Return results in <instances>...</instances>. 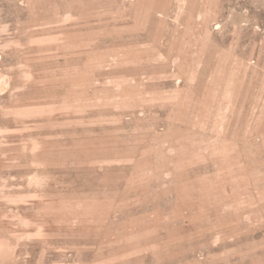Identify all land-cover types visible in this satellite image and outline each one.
<instances>
[{
    "label": "rangeland",
    "instance_id": "374dc122",
    "mask_svg": "<svg viewBox=\"0 0 264 264\" xmlns=\"http://www.w3.org/2000/svg\"><path fill=\"white\" fill-rule=\"evenodd\" d=\"M0 264H264V0H0Z\"/></svg>",
    "mask_w": 264,
    "mask_h": 264
},
{
    "label": "bare ground",
    "instance_id": "6f19581e",
    "mask_svg": "<svg viewBox=\"0 0 264 264\" xmlns=\"http://www.w3.org/2000/svg\"><path fill=\"white\" fill-rule=\"evenodd\" d=\"M4 83H5V80H4V78H3V81H1V87H3L4 86ZM6 87V86H5ZM4 88V87H3Z\"/></svg>",
    "mask_w": 264,
    "mask_h": 264
}]
</instances>
